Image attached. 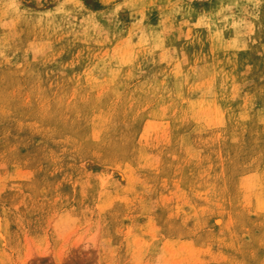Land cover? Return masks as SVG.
<instances>
[{
	"label": "rangeland",
	"instance_id": "rangeland-1",
	"mask_svg": "<svg viewBox=\"0 0 264 264\" xmlns=\"http://www.w3.org/2000/svg\"><path fill=\"white\" fill-rule=\"evenodd\" d=\"M0 264H264V0H0Z\"/></svg>",
	"mask_w": 264,
	"mask_h": 264
}]
</instances>
